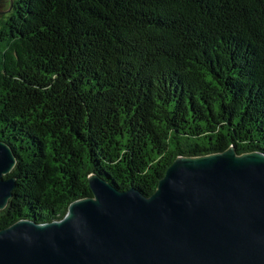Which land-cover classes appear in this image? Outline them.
<instances>
[{"label":"trees","instance_id":"1","mask_svg":"<svg viewBox=\"0 0 264 264\" xmlns=\"http://www.w3.org/2000/svg\"><path fill=\"white\" fill-rule=\"evenodd\" d=\"M0 230L60 220L94 173L150 196L177 157L264 154V0H0Z\"/></svg>","mask_w":264,"mask_h":264},{"label":"water","instance_id":"2","mask_svg":"<svg viewBox=\"0 0 264 264\" xmlns=\"http://www.w3.org/2000/svg\"><path fill=\"white\" fill-rule=\"evenodd\" d=\"M16 163L0 141V211ZM56 221L0 230V264H264V154L177 157L144 196L91 173Z\"/></svg>","mask_w":264,"mask_h":264},{"label":"rangeland","instance_id":"3","mask_svg":"<svg viewBox=\"0 0 264 264\" xmlns=\"http://www.w3.org/2000/svg\"><path fill=\"white\" fill-rule=\"evenodd\" d=\"M7 11V3L3 2L0 4V16L4 15Z\"/></svg>","mask_w":264,"mask_h":264}]
</instances>
